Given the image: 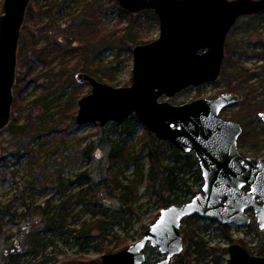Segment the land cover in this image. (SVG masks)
Returning <instances> with one entry per match:
<instances>
[{
    "label": "water",
    "instance_id": "95a60500",
    "mask_svg": "<svg viewBox=\"0 0 264 264\" xmlns=\"http://www.w3.org/2000/svg\"><path fill=\"white\" fill-rule=\"evenodd\" d=\"M32 0H4L0 15V131L12 121L18 49L27 8ZM128 13L151 10L158 17L159 37L133 47L131 85L113 87L86 73L79 83L91 86L79 99L76 122L121 123L131 115L159 140L180 152L194 153L203 187L190 201L163 207L143 237L122 250L105 253L100 264H144L148 247L164 257L156 264H171L184 252L182 222L201 216L223 225L249 226L253 217L264 231V160L243 157L238 147L244 129L221 116L240 101L222 93L173 104L168 99L190 87L217 82L226 55V40L241 17L264 11V0H116ZM258 117L264 124V112ZM1 163V150H0ZM252 211L253 213H251ZM229 264H264L236 243L228 246Z\"/></svg>",
    "mask_w": 264,
    "mask_h": 264
},
{
    "label": "trees",
    "instance_id": "16d2710c",
    "mask_svg": "<svg viewBox=\"0 0 264 264\" xmlns=\"http://www.w3.org/2000/svg\"><path fill=\"white\" fill-rule=\"evenodd\" d=\"M36 1L33 0L28 8V17L31 19L39 14L37 10H34ZM70 1L72 0H57L53 7L47 10L48 13H52V21L46 29H38L30 37H24L23 43L19 47L18 59L23 69L20 70L16 79L14 93L17 97L13 104L15 108L13 112L19 116L13 115L12 121L6 127L12 135L13 143L10 149L7 148L8 151L1 156L0 163L1 166H4L10 164L9 160L17 163L24 160L28 162L31 173V178L28 180L29 187L23 188L15 199L27 198V189L34 193V190L41 186L43 181L36 171L39 172L43 167L41 156L44 149L42 146L61 130L59 126L63 117L71 120L68 127H63L61 130V133H64L66 137L83 127L76 122L77 104L73 106V109H70L68 105H62L57 115H50L52 125L41 126L31 116V112L26 111L27 104L22 105V102H25L23 94L29 84L33 82L37 87H50L51 84H54L56 88L54 87L52 91L59 94L57 96L59 99L64 95V91L79 83L77 80L79 73L83 72L94 76L102 82L104 79H110L105 74L111 70L110 67L105 66V54L113 49H117V57L131 54L132 45L145 43L142 41L143 37L135 36L134 31L131 30L144 25L149 19L158 21L157 15L151 10H143L132 15L123 8L121 9L117 2H114V9L121 17L120 23L124 18H128L129 23L123 28L125 32L120 38H117L116 35L111 36V34H108L107 37L100 17L98 0H84V5L79 13L70 14L69 21L61 23L62 29L66 33V40L70 44V49H66L61 41H51L47 32L48 28H54L61 22V16L68 9ZM262 15H264V11L247 18H260ZM81 43L83 44L80 46ZM242 52L244 51L242 50ZM40 66L44 67L46 71L43 72V75L33 76ZM233 69L238 84L246 88V92L242 94L241 103L244 105L254 101L258 88L251 81L255 74H251L250 69L245 68L239 61L234 63ZM260 69H262L261 74H264V66ZM40 76L46 77L47 80L39 82ZM237 88H230L229 91L240 93ZM21 106L24 107V110L21 109ZM140 129L143 134L140 137L144 143H142L139 153H136L134 145L126 142L130 138L137 137ZM118 131L120 134H126V139L121 141L123 145L116 144V142L109 143L108 169L104 177L108 183L105 193L108 197L117 199L118 204L116 206L108 205L102 197L97 196L96 187H99L100 183L90 184L92 182L90 169L77 172L73 178L66 176L64 171H60L55 181V189L60 195L58 203L54 204L51 199H46L41 204H37L35 201L24 202L21 211L17 208L13 209L12 201L6 204L0 203V228L3 227L4 220L6 223L22 220L25 222L28 217L35 216L39 218L41 225V227L37 224L31 225L29 229L26 224L21 228V236L13 241L14 237L11 233H4L5 244L0 251V264H26V262L31 264H100V259L86 258V254H84L86 248L94 243L100 245L102 251L112 253L127 247L125 242L115 244L112 241L116 233L114 228L127 221V216L138 199L139 185L142 182H146V189L151 195L154 194L158 197L161 207L184 204L201 191H196L194 188L196 183L201 186V189L203 187V176L194 153L180 152L172 143L159 140L148 131L136 115L129 116L121 123H110V127L103 128L106 135L109 132L113 134ZM39 140L40 143H38ZM91 149V146L87 147L88 152H91ZM146 149L149 150L148 155L144 154ZM147 158L150 167L145 178L143 171ZM132 167L135 171L140 172V178H130L127 183H124L121 176ZM76 189L75 193H70ZM74 210L78 212L74 213ZM88 213L91 214L93 220H82ZM201 221H210L216 224L215 220L204 219L198 215L186 217L182 222V236L186 249L177 256L181 260L180 264H185V262L191 264L188 259L199 260L201 255L211 250L199 234V230L203 228L200 224ZM207 226L204 227L207 228ZM69 242L74 243L82 254L79 257H73L64 253L63 257L59 258L61 249L58 243L66 246ZM222 251L227 253L226 249H222ZM251 253L257 256L264 255V245L257 253Z\"/></svg>",
    "mask_w": 264,
    "mask_h": 264
},
{
    "label": "rangeland",
    "instance_id": "374dc122",
    "mask_svg": "<svg viewBox=\"0 0 264 264\" xmlns=\"http://www.w3.org/2000/svg\"><path fill=\"white\" fill-rule=\"evenodd\" d=\"M3 2L4 0H0V15L3 14ZM56 2L57 0H37L36 4L34 5V10H37L39 14L35 16L34 19L28 17L27 11L25 20L26 23L24 24L21 31L22 34L19 41V47H21L24 37H30L33 33L37 32L38 29H46L48 24L52 21V13H48L47 10L52 8L53 4ZM98 2V7H100L101 11L100 17L106 31L104 33L107 35V37L108 34H111V36L116 35L117 38L123 36L125 32L123 28L128 25L129 20L128 18H124L123 22L120 23L121 17H119L118 12L113 6L116 0H98ZM83 5L84 0H72L68 3V9L63 14V16H61V22L54 28H48L47 33L49 34L48 37L51 41H61L63 47L70 49V44L66 40V33L62 29L61 23L62 21L65 23L69 21L70 14L79 13ZM144 17H141V19H144ZM131 31H134L135 36L143 37V42H151L159 37V21H153L149 19L148 22L144 23V25H141L137 29ZM229 33L230 34L228 35L225 43L226 58L223 63V68L220 75L221 77L217 82L203 84L200 85V87H190L189 89L181 91L179 94L169 99L163 96L161 97V100H170L173 104L180 105L201 98L216 97L222 95V93L237 94L240 97V101L237 104H234L232 107L224 109L221 113V116L232 121L235 120L242 125L244 131L238 139V147L243 157H253L255 159L258 158L264 160V124L260 117H258L260 112H264V74H261L262 69H260L262 66H264V15H262L260 18L251 19L247 17H241L239 20H237V23ZM114 43L117 44L116 41H114ZM82 44L83 43H81L80 46ZM133 47L134 45H132V48ZM242 50L244 52H242ZM116 54L117 49H113L104 56L105 66L110 67L111 70L108 71L109 73H105L107 75L106 77L109 76L110 79H104L103 82H106L113 87H125L131 85L133 73L132 69L134 65L133 54H124L121 57H117ZM237 61H239L241 65L243 64L245 68L250 69L251 74H255V77L252 79L251 83L255 84L258 88L256 94L257 97L254 98V101L250 103L247 102L244 105L241 103V101L243 98L242 94L246 92V88L245 86L238 84L235 76L236 74L234 73L233 69V65ZM17 64L18 68L16 75L18 77L20 70L23 68L22 64L19 62V59ZM45 71L46 69L40 66L36 70V74L33 72V76H38L39 74L43 75V72ZM46 80L47 78L43 76H40L39 78V82H45ZM54 87V84H51L50 87H37L32 82L29 84L28 89L23 94L25 102H22V105L27 104L26 111L31 112V116L36 119L41 126L43 125L44 127L52 125L50 115H57V112L60 107H62V105H68L70 109H73V106L77 104V114L79 109V99L84 95L90 94L91 92V86L88 83H78L76 86H73V88H69L68 90L64 91V95L57 99L59 94L52 91ZM233 87H238L237 90H239L240 93L230 92L229 89ZM14 96L15 102L17 97L15 93ZM14 109L15 108L13 107V110ZM21 109L24 110V107L21 106ZM13 115L16 117L19 116L17 113L15 114L12 111V117ZM61 121L62 123L59 127L62 130L63 127H68L71 120L63 117ZM106 126L110 127V123H108ZM103 128L105 127H101L98 122L84 124L80 130L74 132L69 137H66V135L61 133V130H59L58 133H55L49 139V141L43 144L42 148L44 151L41 156L43 167L41 170H39V172L36 171L37 175L41 177V181L43 182L40 187H37L34 190V193L28 191L29 189H27V198L15 199L17 195H20V191H22L23 188L29 187L28 180L31 178V173L29 171L28 162L24 160L21 163H17L15 161L9 160L10 164L8 163V165L4 166L0 165V203L6 204L12 201L13 209L17 208L19 211L23 209L22 207L24 202L27 203L29 201H35L37 204H41L44 203L46 199H51L52 202L56 204L59 202L60 195L55 189V181L60 171H64L66 176L73 178L77 172L90 169L92 172V182L90 184L92 185L95 182L97 184L100 183L99 187H96L97 196L102 197V199H104L108 205L110 204L116 206L118 204L117 199H114L110 196L108 197L107 193H105L108 186V183L104 178L108 169L107 152L110 142H116V144L119 143L120 145H123L121 141L126 139V134H120L118 131L117 133L113 134L109 132V134L106 135L103 132ZM137 134V137L135 136L134 138L128 139L126 143L133 144L135 152L139 153L140 149L142 148V143H144V140L142 142L140 137L142 134V129H140ZM40 142L41 141L39 140L38 143ZM12 143L13 139L9 130L6 128L1 130V156L10 149ZM88 146L92 147L91 152L87 151ZM148 151L149 150L146 149L144 154L148 155ZM145 165L146 166L143 171L144 176L147 174L150 167L148 158L145 160ZM130 178H140V172L135 171L132 167L123 176H121V180L124 183H127L128 179ZM139 187V195L137 197L138 199L131 208V213L128 214L127 221L114 228L116 233L115 237L112 238V241L115 244L119 242L122 244L125 242L127 243V246H129L140 240L147 228L158 219L157 215H159L160 211L163 209V207H161L160 203L158 202V197H156L154 194L151 195V193L147 191L146 182H142ZM194 188L196 191L201 190V186L198 183H196ZM76 191L77 189L70 191V193H75ZM77 212V210H74V213ZM92 218L93 217L91 214L88 213L82 220L91 221L93 220ZM26 224V227L29 226V229L31 225L35 226V224L41 227L39 224V218L37 216L33 218L28 217L25 222H23V220L9 223H6L5 220L3 221V227L0 228V251L5 244L4 233H11L14 237L12 241L15 239L17 240L19 236H21V228H23ZM200 224L203 226V228L199 230V234L202 238H204V241L207 242V245L209 248H211V250H209L208 253L201 255L199 260L195 261L193 258L188 259L190 260L191 264H229L228 246L231 243L245 246L250 253H257L261 246L264 245V231L259 229V224H257L255 217H253L249 226L238 227L232 224L223 225L219 222L213 224L210 221H201ZM204 226H207V228ZM58 244L61 249V253L58 255L59 258L63 257L64 253L73 257H79L82 254L80 253L79 248L72 242H69L66 246L62 243ZM221 248L226 249L227 253L225 254ZM184 249H186V245ZM105 253L108 252L102 251L100 245L93 243L86 248V253L84 254H86V258L100 259ZM146 255L147 258L144 264H156L159 262V260L163 259L162 255L155 248L152 249L148 247L146 249ZM180 262V258L176 257L173 259L172 264H180ZM26 264L31 263L26 262ZM185 264L188 263L185 262Z\"/></svg>",
    "mask_w": 264,
    "mask_h": 264
},
{
    "label": "bare ground",
    "instance_id": "6f19581e",
    "mask_svg": "<svg viewBox=\"0 0 264 264\" xmlns=\"http://www.w3.org/2000/svg\"><path fill=\"white\" fill-rule=\"evenodd\" d=\"M79 125H80V124H79ZM250 212H252V211H250ZM177 256H178V255H177ZM177 256H176V257H177ZM176 257H175V258H176ZM163 258H164V257H163ZM173 259H174V258H173ZM173 259H172V261H173ZM171 264H172V262H171Z\"/></svg>",
    "mask_w": 264,
    "mask_h": 264
}]
</instances>
